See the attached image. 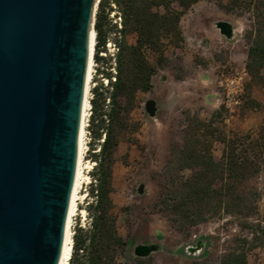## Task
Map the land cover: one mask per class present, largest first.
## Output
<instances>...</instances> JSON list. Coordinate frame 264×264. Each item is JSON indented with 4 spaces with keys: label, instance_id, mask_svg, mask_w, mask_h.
I'll return each mask as SVG.
<instances>
[{
    "label": "rangeland",
    "instance_id": "rangeland-1",
    "mask_svg": "<svg viewBox=\"0 0 264 264\" xmlns=\"http://www.w3.org/2000/svg\"><path fill=\"white\" fill-rule=\"evenodd\" d=\"M171 7L182 10L177 0H171ZM155 9L165 11L162 6ZM105 13V42L98 52L102 58L94 57L90 100L94 96L93 88L110 87L116 75L115 57L122 39L119 32L122 17L113 0H107ZM220 20L232 25L230 36L217 28ZM263 23L264 0H197L181 16L183 41L176 45L171 39H164L163 61L146 50L149 61L156 66L153 87L149 91H138L136 106L130 113V128L121 136L113 166V213L119 233L127 240L117 264H215L242 245V237L250 240L251 233L241 227L243 222L251 223L264 217V165L252 180L260 193L258 213L252 217L222 213L208 221L191 224L177 217L163 203L191 174L190 169L182 167L180 155L185 132L196 119L229 136L236 133L257 136L264 122V89L252 83L246 61L248 46ZM127 41L134 43L135 34H128ZM243 67L248 72L251 96L259 105L250 107V99L245 98L237 110L228 111L217 100V78L221 72ZM148 99L157 103L155 116L145 108ZM104 107L110 109L109 99ZM91 113L92 104L84 135L82 165L89 179H84L79 189V197L83 194L84 198L78 199L79 210L72 221L73 235L78 227L90 226L89 205L95 199L91 191L95 184V154L99 153L103 138L93 136ZM207 131L205 128L204 132ZM223 148V142L212 140L211 151L216 159L221 157ZM141 186L143 192L140 193ZM150 243L157 245L155 251L147 256L135 253L136 245ZM245 246L250 264H264V246L254 248L249 243ZM71 262L72 259L69 264Z\"/></svg>",
    "mask_w": 264,
    "mask_h": 264
},
{
    "label": "water",
    "instance_id": "water-1",
    "mask_svg": "<svg viewBox=\"0 0 264 264\" xmlns=\"http://www.w3.org/2000/svg\"><path fill=\"white\" fill-rule=\"evenodd\" d=\"M97 2L0 0V264H58Z\"/></svg>",
    "mask_w": 264,
    "mask_h": 264
},
{
    "label": "trees",
    "instance_id": "trees-1",
    "mask_svg": "<svg viewBox=\"0 0 264 264\" xmlns=\"http://www.w3.org/2000/svg\"><path fill=\"white\" fill-rule=\"evenodd\" d=\"M177 1L182 10L172 8L171 0H113L122 17L119 30L122 39L115 57V80L110 81V87L93 88L94 96L90 100V129L95 139L103 138V141L99 153L95 154V184L91 190L95 199L89 205L90 226L76 229L71 264H117L119 254L127 245L113 213L111 193L115 153L121 136L130 128V113L136 106L138 91H149L153 87L156 66L149 61L146 50L163 61L164 39L169 38L176 45L184 39L181 16L197 0ZM106 4L107 0H100L95 14L96 60L102 58L98 52L105 42ZM160 6L165 8L164 12L155 9ZM130 33L135 34L134 43L127 41ZM246 67L252 83L264 89V23L256 29L248 46ZM245 98L250 99V107L259 105L251 96V86L247 83ZM107 99L109 110L104 107ZM192 124L185 132L180 155L182 167L190 169L191 174L163 201L165 206L191 224L208 221L222 213L245 217L257 214L260 193L252 180L264 165V122L255 137L251 133L229 136L202 120L196 119ZM214 139L224 143L219 159L211 151ZM241 227L251 233L250 240L242 237L240 241L244 245L233 248L215 264H250L245 244L254 248L264 246V217L251 223L243 222Z\"/></svg>",
    "mask_w": 264,
    "mask_h": 264
},
{
    "label": "bare ground",
    "instance_id": "bare-ground-1",
    "mask_svg": "<svg viewBox=\"0 0 264 264\" xmlns=\"http://www.w3.org/2000/svg\"><path fill=\"white\" fill-rule=\"evenodd\" d=\"M97 5V4H96ZM96 46V30H92L90 32L89 39V55H88V63L86 68L85 75V84H84V92L83 99L81 105V116H80V130L78 136V154L76 160V169L74 175V182L72 187V192L70 196L69 208L66 218L64 239L61 248L60 257L58 260V264H69L72 250H73V229H72V221L74 215H76L79 210L78 207V199L84 198V195H80L79 189L82 187V183L84 179H89L86 173L83 171V154H84V135L86 131L87 117L89 115V110L91 106L89 91L92 82V72L94 66V51ZM87 166V165H86ZM85 210H82L84 213Z\"/></svg>",
    "mask_w": 264,
    "mask_h": 264
},
{
    "label": "built area",
    "instance_id": "built-area-1",
    "mask_svg": "<svg viewBox=\"0 0 264 264\" xmlns=\"http://www.w3.org/2000/svg\"><path fill=\"white\" fill-rule=\"evenodd\" d=\"M119 25H121L119 23ZM248 72L245 67L221 72L217 78L219 104L228 111L237 110L243 103Z\"/></svg>",
    "mask_w": 264,
    "mask_h": 264
},
{
    "label": "crops",
    "instance_id": "crops-1",
    "mask_svg": "<svg viewBox=\"0 0 264 264\" xmlns=\"http://www.w3.org/2000/svg\"><path fill=\"white\" fill-rule=\"evenodd\" d=\"M250 263V262H249Z\"/></svg>",
    "mask_w": 264,
    "mask_h": 264
}]
</instances>
